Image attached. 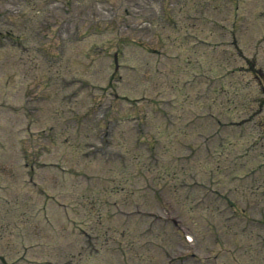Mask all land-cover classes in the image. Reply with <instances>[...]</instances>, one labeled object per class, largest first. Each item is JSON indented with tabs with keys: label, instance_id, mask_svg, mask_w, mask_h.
<instances>
[{
	"label": "rangeland",
	"instance_id": "374dc122",
	"mask_svg": "<svg viewBox=\"0 0 264 264\" xmlns=\"http://www.w3.org/2000/svg\"><path fill=\"white\" fill-rule=\"evenodd\" d=\"M27 2L0 0V221H14L11 231L0 224V264L14 259L13 264H126L117 252L113 255L112 241L137 245L139 252L129 260H136L134 264H176L163 257L162 249L171 256L201 253L197 248L203 249L209 242V249L218 254L215 263L209 254L205 264H223V244L250 245L251 238L239 235L236 226L229 224L225 236L220 235L218 249L219 239L212 243L213 234L205 232L203 221L216 223L217 214L223 217L222 203L219 213L212 209L215 201H223V140L238 145L247 139L264 143V100L261 106L250 103L264 98L251 72L238 70L248 56L264 72V0H236L234 14L223 6V0H165L163 4L156 0H108L107 5L93 0ZM128 11L134 17L126 14ZM144 12L154 18L156 13L164 14V27L146 21ZM92 15L105 19L95 24L96 30L90 28ZM126 19L132 22L129 29L142 32L129 33ZM65 21L76 23L79 30L73 36L68 25H61ZM223 26L239 29L235 33L239 57L228 62ZM11 36L14 41L7 38ZM137 38L142 48L125 45L119 58L113 57L123 39L129 43ZM206 40L209 42L201 43ZM217 41L221 42L214 45ZM192 43L199 44L194 54L188 51ZM185 60L193 62L186 66ZM116 62L119 82L118 76L111 74ZM234 64L237 70L227 74ZM196 77L203 82L192 85L191 78ZM205 90L211 101L196 102L197 94ZM232 97L248 104L232 112L238 123L225 126L223 101ZM93 103L97 122L102 123L105 113L113 114L110 109L118 107L127 121L115 129L108 148H103L108 153L97 154V158L89 156L90 146L85 148L88 155H82V138L93 141L91 128L86 130L87 124L81 127L74 120L89 112ZM139 118L144 121L137 123ZM111 122L112 118L103 123L107 135ZM25 127L46 134L51 143L44 138L43 147L38 143L27 147L33 136ZM239 127L234 135L233 129ZM117 143L126 153L121 169L117 163L111 165ZM188 144L199 150L189 153ZM20 145L27 148L29 158L32 153L38 155L33 160L35 167L23 166ZM101 150L95 146L94 152ZM225 167L232 169V161ZM189 169L210 191L200 204L198 187L190 186L189 191L179 187L169 196L176 198L179 193L181 199L188 195L182 206L167 192L173 189L174 179L186 180L184 171ZM239 186L232 184V195L244 205L238 197L242 192ZM251 189L244 195L250 197ZM206 202L209 210H205ZM172 220L183 224L179 225L182 235L174 236ZM161 221L167 231L163 239L158 229ZM147 225L153 229L152 244L142 230ZM80 231L89 235L91 243L104 247L97 254L90 252V241H82ZM189 233L198 238L196 243L180 240ZM73 240L76 243L71 248ZM248 252L257 257L264 254V250Z\"/></svg>",
	"mask_w": 264,
	"mask_h": 264
}]
</instances>
